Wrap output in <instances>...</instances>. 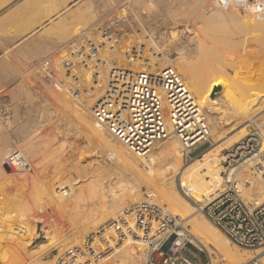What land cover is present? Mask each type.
I'll return each mask as SVG.
<instances>
[{
	"label": "bare ground",
	"instance_id": "6f19581e",
	"mask_svg": "<svg viewBox=\"0 0 264 264\" xmlns=\"http://www.w3.org/2000/svg\"><path fill=\"white\" fill-rule=\"evenodd\" d=\"M213 4L216 7L218 6L217 2H213ZM192 9L200 11V17H193L196 18V20H199L200 18L201 22H199L200 20H193L194 25L197 27V24L199 25V23H202L201 26L205 24V27L196 29L192 24L186 25L188 22L185 25L177 26L176 32L178 35L175 41L172 43L171 41H164V44L162 43V49L160 47V52L156 48V45L159 44H156L154 53L156 52L155 49L158 50L159 53L156 52L152 57L150 54V58L146 57V59L151 63V68L153 70L168 65L174 66L178 70L186 81L188 89L195 98L196 103L199 105L200 109H203L205 112L209 124L210 135L213 139L212 142H219L222 138V134L223 136H226L224 135L225 131L227 132L234 128H238L236 126L243 123L245 119H252L255 115L264 111V11L257 12L256 9L251 8L246 10L247 12L245 15H240V10L233 7L230 11H225V9H223L224 11L222 12L216 11L214 7H212L210 11L207 8H202V11L199 10V8L195 9V7ZM194 10H191L192 13H194ZM76 12L77 13L75 14H77L78 16H76L79 18V13L78 11ZM79 12L81 13L80 9ZM81 17L83 18V15ZM228 21L242 23L245 25V28L247 26L250 30L248 33H245L247 29H243L245 34H243L244 36L239 40L231 39L232 36L230 37L229 34L228 36L230 38L228 36L226 37L224 36L226 33L223 34L226 31H224V29L221 28V25H218L217 23H226ZM74 28L72 27V30L70 29V33L66 30L67 33H69L67 35L68 38L64 36L65 38L57 37V39H62L60 41L61 43L66 42L69 38L78 34V32L75 34L77 27L75 30ZM154 29L155 27H151L148 33L154 32ZM195 30L199 31V34L196 31L197 33L195 35ZM141 34H143L142 31ZM151 35L152 34H150L149 37H151ZM164 38L167 39L165 36ZM53 41L52 43L55 44ZM74 41L77 42H70L68 47L65 45V51L73 53V55H69L68 59L74 63L72 66L73 70L71 69L73 72L70 71L71 74L75 71L78 72L87 64L85 63L84 65L79 62L81 56L86 53L85 48L83 47L81 49L80 44H78L79 37L75 38ZM151 41H145L142 43V47L146 52L145 54H147L148 49H152L154 42L152 41V43ZM108 43L104 45L103 50L106 49ZM238 46L241 49L239 51L237 48ZM179 47H181L180 49L183 51L178 49ZM56 48L57 47L53 48L51 52ZM39 50H41V48ZM163 50L165 51L164 53ZM172 50H180L177 52L180 56L170 59L171 56H173L171 55V52H173ZM46 52L49 53L50 51L46 49ZM46 52L44 53L45 55L47 54ZM103 52L105 53L106 51ZM246 52L252 54L251 59L247 58L248 55H246V57L241 56ZM41 53L43 54V52ZM78 53H80V55H78ZM44 54L43 57L37 54L42 57H37L38 61L36 64L38 66L44 64ZM10 55H12V53H9V56ZM91 55V65L93 64L91 67L95 68L94 71L97 70L99 75L97 84L93 87L94 94L92 99L94 101L97 98H101L100 96H103L104 91L107 88V78L108 75H110L109 71L111 68L108 69V66H114V63L112 65V62H115L116 59L113 56L118 55L113 53V56L109 55L108 57H105V55L102 54V56L104 55L103 59L93 58L94 56L96 57V55ZM200 55H203L204 58L201 59L205 60L197 65L199 61H195L198 56L200 58ZM186 58L192 59L190 61ZM192 60H195V63ZM254 60H257L259 64L254 65L252 63ZM87 62L90 63L89 61ZM127 62L128 60L123 58L121 60L119 59L117 64H115L121 67H128ZM238 63H241V65L244 64L243 67L237 65ZM138 68L137 65V70H140L141 67ZM237 68H244L245 74L241 72L243 74L242 77H239V71H237ZM229 69L234 70V75H231ZM20 71L16 72V75L17 73H20ZM80 73L75 74V77L77 75L76 82L80 79V85L76 86L78 83L73 82L74 80L71 83L72 86L73 83H76L74 84L76 87H71L70 83L69 85L66 84L68 89H63L66 93L62 94L61 100H58L61 102L56 104V108L47 110L43 103H33L31 104L30 109V106H28L29 110L26 109L28 117L23 124L14 121L18 111L17 104L16 106H13L14 108L12 107L13 111L11 110L13 113L12 119H14H11L12 124L7 125L2 117L3 114L8 111L6 110V112L3 113L0 112V128L4 130L12 129L10 130V132L13 131V136L11 135L10 137L11 140L12 137H14L11 141L12 144L11 147H9V150L6 152L3 151V154L0 153V162L4 159L1 160V156L3 157V155L8 152L17 150L15 148L20 145L32 146L33 143V145L38 147L39 145H37L36 142L39 141L37 140L38 138L43 142L45 141L44 144L40 141V144H43V146H40V149L33 150L34 153L38 154L37 157L41 155L40 158L45 161V163L43 162L45 164L44 167L41 164L43 169L40 167L43 170L42 172L44 176H41L37 182V194L35 193L37 196H35V194L33 195L35 197L34 200L30 197L31 195L29 196L31 202L33 200L32 203L34 207L31 206L33 209H24L25 205L23 207H12L7 210V214L0 215V219L4 216L8 218H5V221L0 220L3 221L0 222L2 223L0 224V264H63L66 260L72 259V256L75 258L72 260L73 264H96L95 262L97 259L99 262L98 264H142L147 257V242L141 239L145 235V225H151L147 238L157 235V223H155L154 219H163L167 216L176 218L179 224H183L187 228L186 231H188L191 236V244L207 253L218 254V256L220 255L225 261L223 264H248V261L252 258H259L260 255H257L258 251H252L247 248L233 245L224 234L202 214L199 208H195L194 205H192L179 192L174 182V177L179 174L180 189L183 194L190 198L194 203H199L209 198L215 193L221 182L222 166L220 165V161L225 158L224 155L229 145L231 146L238 142V137L249 136L250 133L246 132L244 128L241 127L237 132V136L233 137V132L231 137L225 138L223 141L221 140L222 142H219L217 146L214 145L215 147L211 146L213 147L212 149L210 147L203 150L200 154L193 157L187 164L182 163L186 151L173 135L162 140L161 142L163 143L160 145L155 144L147 155L135 154L131 152L122 141L115 139L102 124L94 119L92 113L93 110H90L87 107L89 105L90 107L92 106L91 109H93L95 107H93V101H87L83 97V95H87L91 89L87 87L88 84H86V86H83L85 83L82 85L83 80L85 79L78 75ZM89 74L86 73L87 77ZM82 75L86 77L84 74ZM252 76H254L253 80L250 79ZM72 79L73 77H71V80ZM44 80L45 78L43 81H40L44 83ZM71 80L68 79V81ZM28 82L29 81L24 82L23 80L19 84L24 85ZM74 88L75 93L72 92V94L71 90ZM85 91H87V93ZM25 93H27L26 90ZM96 101L98 102L99 100ZM86 102L89 103L86 105ZM53 110L55 111V116H61V119H59L63 122L66 128L68 127V124L73 122L78 124V126H75L76 128H80V125L81 128L83 127L87 147L89 149L88 151L89 153H93L92 161L84 160L81 156L83 147L82 149H78V153H75L77 154L75 159L69 160L64 153V150L66 149L63 150V143H53V137L50 139L51 134H49L52 132V129H47L48 131H46L48 133L44 130L45 125H47L46 122L48 123V121H50L49 116H51V111ZM254 121L255 123L257 122L260 131L264 134V128L262 126V123L264 122V112ZM53 122H51L50 125H52ZM72 125H74V123ZM225 125L229 127L226 129V127L224 128ZM70 128L68 130H70ZM76 128L73 129L75 130L74 132H76ZM223 128L226 130L224 131ZM79 130H77V135L79 134ZM59 131L60 130L58 129V133ZM70 132L73 133L72 131ZM5 134L3 133L2 135ZM55 134L54 135L57 136V132ZM256 135H260V133L257 132ZM67 136L69 137V135ZM4 137H7V135L3 136L2 139H4ZM63 137L62 140H65ZM71 137L72 135L70 138ZM263 138L264 137H261L262 149H264ZM54 139L57 140L58 137H54ZM74 139L75 137L73 140ZM65 142L66 141H64V148L67 146ZM30 163L28 162V165L31 169L32 167ZM36 165L34 166L36 167ZM1 167H3L2 169L5 171L7 170L3 164ZM76 167H83V169L88 172L95 169V172L97 173L98 171L99 174H94L95 172L93 171L94 173H91L88 177L91 181H88L89 183L79 181L76 180L77 177L74 171ZM103 168H105L106 173H103ZM14 170L17 171V169ZM35 170L37 169L35 168L33 171ZM111 177V180L108 182L105 181V178L108 179ZM235 177L242 182V190L245 196H253L255 202H261L264 200V186L259 181V175H256L249 169H245L238 172ZM32 179H34V177ZM25 180H23V182H25ZM32 181L34 182V180ZM141 187L147 188L146 194H148L149 197L142 202H140L142 200V194H140ZM31 188L34 189L32 186ZM83 188L92 194V201L87 202L79 198V194ZM141 203H146V206L148 207H151L149 204L159 205L163 210L158 214H155L148 210H143ZM134 205L135 207L133 209L128 208V206L133 207ZM29 206L30 204L26 207L29 208ZM126 208L127 210H124ZM53 214H56L61 219V223L56 222L49 224L48 220H44V225L43 227L41 226V228L47 244H41L36 247L37 249L32 251L27 250L31 239L29 236L36 231V225L31 224L26 217L31 215L29 218L32 217V220H35L38 219L37 217L40 218L43 215H47L49 216L48 218L51 219L50 217H52L51 215ZM11 216L16 218V221L22 223L20 229H17V232L15 233L13 230H10L12 227L9 228V225L11 224H9V219ZM12 219L13 218H11V220ZM53 219L55 218H52V220ZM33 222L35 223V221ZM59 225H61V228L57 229V226ZM65 225L67 227H65ZM2 226L4 229H2ZM98 226H103L100 231L97 232L98 235L90 236L91 238L88 239L89 231L91 232L93 229L96 230ZM137 226L139 228H137ZM122 235L124 237H122ZM74 248L76 250H74ZM77 249H79V251H77ZM51 250H57L56 254L63 257L60 258L62 261L61 263L60 261L55 260L57 256H52V253L50 252ZM67 250H71V256L65 255V251ZM47 254H50L51 258H48V260L42 259V257ZM262 261H264V257L262 258Z\"/></svg>",
	"mask_w": 264,
	"mask_h": 264
},
{
	"label": "built area",
	"instance_id": "2783aa9c",
	"mask_svg": "<svg viewBox=\"0 0 264 264\" xmlns=\"http://www.w3.org/2000/svg\"><path fill=\"white\" fill-rule=\"evenodd\" d=\"M216 2L220 8L233 7L240 11L254 8L257 12L264 11V0ZM124 25H127L126 14L104 16L93 24L90 32L82 31L78 44L81 49L85 48L86 53L79 62L84 64L91 59V54L97 55L107 40L118 34H126ZM130 25L133 28L136 24ZM132 32L135 33L132 37L136 43L128 48L124 57L128 62L140 60L142 67L138 71L119 67L110 73L103 97L93 108V117L135 154L147 155L156 143L173 135L186 151L183 159H191L193 150L210 140L207 117L174 66L158 67L157 70L151 68V63L143 57L139 39L141 31L134 29ZM75 42L77 41H73ZM70 54L73 55L70 51L66 52V56ZM66 56L64 67L68 76L74 63ZM256 134V131L250 132L249 136L240 138L228 147L217 190L209 198L196 203L202 214L233 245L258 251L257 255L260 257L252 258L248 264H264V200L255 202L253 196H245L242 182L235 175L249 169L259 175V181L264 186V149L262 136ZM3 166L8 170L17 169L22 172L30 169L27 158L18 150L5 156ZM141 205L143 210L155 214L160 211L157 207L146 206V203ZM154 221L157 223V235L147 238L151 225L146 224L145 235L141 238L147 242V257L142 264H216L215 254L204 252V259L201 260L188 250V246H192L203 253L191 244L185 233L186 229L180 226L176 218L167 216ZM97 235L98 233L90 234ZM65 255L71 256V250L65 251ZM71 258L65 263L73 264L72 260L75 258ZM95 263H99L98 259Z\"/></svg>",
	"mask_w": 264,
	"mask_h": 264
},
{
	"label": "rangeland",
	"instance_id": "374dc122",
	"mask_svg": "<svg viewBox=\"0 0 264 264\" xmlns=\"http://www.w3.org/2000/svg\"><path fill=\"white\" fill-rule=\"evenodd\" d=\"M213 2L214 3H216V0H124L123 1V5L122 4H120V6H119V8L118 9H116V10H114L113 12H111L110 14H107V15H105V16H108V17H111V16H115V15H121V14H126V16H127V25H124L125 26V28H123L125 31H126V34H118L117 35V37H114V38H112V40L110 39V40H107L105 43H108V45H107V47H106V49L105 50H103V51H106L105 53L101 50L99 53L100 54H97L96 55V57L94 56L93 58H98V59H103L104 57V55H105V57H108L109 55H112L113 56V53L115 54H117L118 56H113L115 59H116V61L114 62H112V65H113V63H114V66H108L109 68L108 69H110V73L115 69V68H119V67H121V66H117L116 64H117V62L119 61V59L121 60V59H123V58H125V57H122V56H124V53L128 50V48H130L131 46H134L135 45V43H136V41L133 39V37L132 36H134L135 35V33L134 32H132L134 29H135V31H137L138 29H140V31H142V33L143 34H140V36H139V39H140V44L142 45V43H144L145 41H151V39H152V41L155 43H153L152 41V43H153V46H152V49H148L147 50V54H145L146 52H145V49H143L142 51H143V57H147V58H150V56L152 57V56H154V54L156 53V52H158V50H159V52L161 51V49H162V47H163V42L165 41V42H170L171 41V43L173 42V41H175V39L177 38V32H176V28H177V26H182V25H185L187 22V24L186 25H189V24H192V25H194V21L196 20V18H194L193 16H199L200 17V11H198V10H194V9H192L193 7H195V9H197V8H199V10H201L202 8H207L209 11H210V9L212 8V7H214L215 8V10L216 11H218V12H222V11H224L223 9H225V11H230L232 8H220V7H216L214 4H213ZM122 5V6H121ZM172 5H174V6H172ZM166 9V10H165ZM164 10V11H163ZM191 10H194L193 12L194 13H192V11ZM203 10V9H202ZM201 10V11H202ZM171 11V12H170ZM189 11H191V12H189ZM198 11V12H197ZM245 12V13H244ZM246 12L247 11H239V14L240 15H245L246 14ZM202 13V12H201ZM147 14V15H146ZM172 14V15H171ZM183 14V15H182ZM195 14H198V15H195ZM182 15V16H181ZM184 16V17H183ZM104 16H102V17H99V18H95L94 20H93V22L90 24V25H88L87 27L86 26H84V25H79V26H76L75 28L78 30H76L75 31V34L78 32V34H76L75 36H73L72 38H69L66 42H64V43H61V42H59V43H57V44H55V46H54V48L55 47H57L54 51H52L51 52V50H53V48L51 49V50H49L50 52L49 53H47L45 56H44V58H43V62H44V66L43 65H37V64H31L30 65V67H29V69L25 72V74H23V76H22V78H21V81H23L24 80V82L26 81H29L28 83H26L27 84V86H26V84H24V85H20L19 84V87H20V89L22 90V93H23V95H24V98H25V103H24V106H22V107H24V109H23V116H22V122L21 123H19V124H23L26 120V118L28 117L27 116V111H26V109H28V106H30L29 107V109L31 108V104H33V103H37V102H40V103H43L44 105H45V109H53V108H56V104L58 103V102H61V101H58V100H61V98H62V94H65L66 92H65V90H63V89H68L67 88V85H69V83H70V86L71 87H76L77 85L79 86L80 84V79L79 80H77V82H76V77H77V75H76V77H75V74H77V73H80V74H78V75H80L82 78H84L85 80H83V83H82V85L83 86H86V84H88V86L87 87H89V89H91V90H89V93H87V91H85L86 93H87V95H83V97L87 100V101H93V94H94V88L93 87H95L96 86V84H97V81H98V71L96 72V71H94L95 70V68H93V67H91L92 65H91V62H92V58L89 60V62L90 63H88V62H85V63H87L86 65H85V63H84V65H85V67H83L81 70H79L78 72L77 71H75L74 73H72L71 74V72H69L70 73V75H69V73H68V76H66V68L64 67V60H65V56H66V46L65 45H67V47H68V45L70 44V42L72 43L73 41H74V39L75 38H78L79 37V35L81 34V32L82 31H91V29H92V26H93V24L95 23V22H97L99 19H101V18H103ZM150 18V19H149ZM190 18V19H189ZM172 19V20H171ZM184 19V20H183ZM135 20V21H134ZM194 20V21H193ZM200 20V21H199ZM199 20H196V21H199V22H201V19L199 18ZM140 21V22H139ZM180 21V22H179ZM231 21H228V22H224V23H221V22H218L217 24L218 25H221V28L222 29H224V31H226V32H224L223 34H225L224 36H228V34H229V36L231 37V39H234V40H239L240 38H242L244 35L243 34H245V33H248V31L250 30L249 29V27H247L246 26V28H245V25L244 24H242V23H239V22H231ZM131 23H135L136 25L135 26H133V28L132 27H130L131 25ZM173 23V24H172ZM142 24V25H141ZM159 24V25H158ZM201 24L202 23H199V25L197 24V27L194 25V27H196V29L197 28H200V27H205V24L204 25H202L201 26ZM224 25V26H223ZM229 25V26H228ZM159 26V27H158ZM234 26V27H233ZM79 27H83V28H79ZM151 27H155V29H154V32H149L148 33V31H149V29H151ZM225 27V28H224ZM75 28H74V30H75ZM90 28V29H89ZM81 29V30H80ZM133 29V30H132ZM171 29V30H170ZM174 29V30H173ZM246 30L245 31V33H244V30ZM72 30V29H71ZM70 29H68L67 31L70 33V31H71ZM80 30V31H79ZM168 30H170V31H168ZM53 31H55V30H53ZM172 31V32H171ZM197 30H195V35H196V33L198 32V34H199V31H197ZM61 32H63V31H61ZM169 32V33H168ZM69 33H67V32H64L63 33V36H62V38L65 36V37H67V35L69 34ZM147 33H148V35H147ZM174 33V34H173ZM150 34H152L151 35V37H149V35ZM157 34V35H156ZM170 34V35H169ZM197 34V35H198ZM241 34V35H240ZM78 35V36H77ZM148 37H147V36ZM167 35H168V37H167ZM174 35V36H173ZM238 36V37H236V36ZM77 36V37H76ZM164 36L167 38V39H165L164 38ZM200 36V35H199ZM228 36V37H229ZM64 37V38H65ZM141 37V38H140ZM229 37V38H230ZM68 38V37H67ZM162 39V40H161ZM163 43V44H162ZM156 44H159V45H156ZM58 45V46H57ZM110 45V46H109ZM155 45L157 46L156 48L158 49V50H156L155 49V53H154V48H155ZM161 45V46H160ZM247 45H248V43H247ZM143 46V45H142ZM159 46V47H158ZM111 47V48H110ZM113 47V48H112ZM160 47H161V49H160ZM244 47H246V46H244ZM181 47H179L178 49H180ZM238 48V51L239 50H241L240 48H239V46L237 47ZM110 50V51H109ZM181 51H183L182 49H180ZM180 50H172L173 52H171V55H173V56H171V58L170 59H174V58H176L177 56H180V55H178L177 54V52H179ZM65 51V52H64ZM113 53H112V52ZM115 51V52H114ZM149 51V52H148ZM232 51H235V50H232ZM109 52V53H108ZM110 52H111V54H110ZM158 52V53H159ZM165 51L163 50V53H164ZM235 52H237V51H235ZM175 53V54H174ZM102 54H104L103 56H102ZM151 54V55H150ZM102 57H101V56ZM150 55V56H149ZM246 55H248L247 56V58H249V59H251V57H252V54H250V53H248V52H246V53H243L241 56H243V57H246ZM99 56H100V58H99ZM121 56V57H120ZM168 56V55H167ZM67 57V59H69V55H67L66 56ZM174 57V58H173ZM201 58H204L203 57V55H200V58H199V56L197 57V60L195 61V62H197V61H199V63H197V65H199L200 63H201V61L203 62L205 59H201ZM186 59H189L190 61H191V59L192 58H186ZM195 59V58H194ZM127 60V59H126ZM193 61V60H192ZM193 61V62H194ZM194 62V63H195ZM116 63V64H115ZM254 65H257V64H259L258 63V61L257 60H254L253 62H252ZM127 65H128V67L129 68H134V69H136L137 70V65H138V67L140 68V67H142V65H141V61L140 60H135V61H133V62H127ZM237 65H239L240 67L242 66L243 67V65L244 64H242L241 65V63H238ZM37 66V67H36ZM88 66V67H87ZM134 66V67H133ZM47 67V68H46ZM112 67H113V70H112ZM127 67V66H126ZM92 68H93V70H92ZM124 68V67H123ZM138 68V69H139ZM85 69H87V70H85ZM73 70V69H72ZM71 70V71H72ZM90 70H92V71H90ZM85 71V72H84ZM90 71V72H89ZM138 71V70H137ZM237 71H239V77H242V75L243 74H245L244 73V68H237ZM73 72V71H72ZM83 72V73H82ZM92 72H93V75H92ZM94 72H95V74H94ZM229 72L231 73V75H234L233 73H235L234 72V70L233 69H229ZM241 72H243V74L241 73ZM86 73H90L89 75H88V77H87V75H86ZM109 73V74H110ZM82 74H84L86 77H84ZM91 75V76H90ZM35 77V78H34ZM65 77V78H64ZM71 77H73V79L71 80ZM93 77V78H92ZM256 77V76H255ZM45 78V80H44V83H42V81H43V79ZM67 78V79H66ZM81 78V79H82ZM46 79H47V81H46ZM68 79L69 80H71V81H68ZM108 81H109V75H108ZM237 79H238V77H237ZM250 79L251 80H253L254 79V76H252V77H250ZM38 80V81H37ZM40 80H42V81H40ZM74 80V81H73ZM20 81V82H21ZM76 82V83H78V84H76V83H73V86H72V83L71 82ZM67 84V85H66ZM74 84H76V86L74 85ZM65 86H66V88H65ZM25 90H26V92L27 93H25ZM64 92V93H63ZM72 92H74L75 93V88L73 89V90H71V93ZM73 94V93H72ZM58 96H59V98H58ZM101 98L103 97V96H100ZM91 98V99H90ZM101 98H97L96 100H100ZM215 98H216V96H215ZM96 100H94L93 101V107L96 105V103H97V101ZM87 103H89V102H86L85 104L87 105ZM95 104V105H94ZM13 107V106H12ZM12 107H9V110L7 109V111H9L10 113H9V118H10V116H13V113L11 112V110H12ZM88 107V109H90V110H93V109H91L92 108V106L90 107L89 105L87 106ZM14 108V107H13ZM28 109V110H29ZM203 110V109H202ZM13 111V110H12ZM1 112V111H0ZM47 112H49V111H47ZM52 112V114H51V116H49V119H50V121H48V123L46 122V124L47 125H45V127H44V130L46 131L47 129H52V132H50L49 134H51L50 136V139H52V137H53V139H52V141H53V143H60V142H62L63 143V150L64 149H66V150H64V153L66 154V157H68L69 158V160H73V159H75L76 158V156H77V154H75V153H78V149H82V147H83V149H82V153H81V156L83 157V159L84 160H87V161H92V155H93V153L92 152H90L89 153V149H88V147H87V141H86V138H85V135H84V131H83V127L81 128V125H80V128H76L75 126H78V124L76 123V122H73L74 123V125H72L73 123H70V124H68V127L70 126V127H72V128H70V130H68L69 128L67 127L66 128V126L63 124V122L60 120L61 118V116L60 115H56L55 116V111L53 110V111H51ZM264 112V111H263ZM262 112V113H263ZM1 113H3V112H1ZM93 113V112H92ZM205 113V112H204ZM262 113H260V114H262ZM5 114H8L7 112L5 113ZM5 114H3V119L6 121V124L7 125H9V124H12V121H8V116H6V117H4V115ZM260 114H258V115H255L252 119H248L247 118V120L245 119L244 121H243V123H240L239 125H237L236 127H238V128H234L233 130H229V131H225L226 129H227V127H229V126H227V125H225L224 126V128L226 127V129H224L223 128V130L225 131V133H224V135H226V136H223V134H222V138L219 140V142H222L225 138H229V137H231L232 136V133H233V137L234 136H237L238 134H237V132L239 131V129H241V127H243L244 128V130L246 131V132H253V131H256V132H259L260 133V135L262 136V137H264V134H262V132L260 131V129H259V126H258V124H257V122L255 123V119L256 118H258L259 116H260ZM59 116V117H58ZM257 116V117H256ZM17 117V116H16ZM51 117V118H50ZM57 118V121H56V118ZM60 118V119H59ZM60 121H59V120ZM55 122V124H54V122ZM59 121V122H58ZM17 122V121H16ZM51 122H53L52 123V125H50L51 124ZM60 122H62V123H60ZM58 123V124H57ZM245 123V124H244ZM255 123V124H254ZM60 124V125H59ZM77 124V125H76ZM49 126V127H48ZM56 126V127H55ZM59 126V127H58ZM62 128H61V127ZM262 126H263V128H264V122L262 123ZM52 127H54V128H52ZM76 128V132H74L75 130H73V129H75ZM58 129L60 130L59 131V133H58ZM79 129H81V130H79ZM64 130V131H63ZM66 130V131H65ZM77 130H79L78 132H79V134L77 135L76 133H77ZM48 131V130H47ZM46 131V132H47ZM70 131H72L73 133H71ZM108 131V130H107ZM57 132V136H55L56 133ZM67 133V135H69V137L66 135V133ZM48 133V132H47ZM53 133V134H52ZM60 133H61V135H60ZM71 133V134H70ZM227 133V134H226ZM229 133V134H228ZM55 134V135H54ZM74 134H76V135H74ZM40 135H42V134H40ZM63 135H64V137H63ZM72 135V137L70 138V136ZM230 135V136H229ZM61 136V137H60ZM67 136V137H66ZM54 137H58V139L57 140H55L54 139ZM62 137H63V139L65 138V140H62ZM75 137V139L73 140V138ZM78 137V138H77ZM81 137V138H80ZM115 138V137H114ZM240 138H242V137H238V140L240 139ZM70 140V142H69V140ZM78 139V140H77ZM116 139V138H115ZM175 139H177L176 137H175ZM264 139V138H263ZM35 140V139H34ZM37 140H39V141H36L37 142V145H39L38 147L37 146H35V145H33V143H32V146L31 145H27V146H22V145H20L19 147H16L15 149H17V150H19L26 158H27V160H28V162L30 163V165H31V169L30 170H28V171H16V170H14V169H11V170H3L2 168L3 167H1L2 166V164H3V158H5V156L8 154V153H10V152H8L7 154H5V155H3V157L1 156V162H0V177H3V178H0V215L1 214H4L5 215V213L7 212V210L9 209V208H12V207H19V206H24L25 205V208L24 209H33V200H34V194L36 193V191H37V182H38V180H39V178L42 176H44V174H43V167L45 166V161H44V159H41L40 157H41V155L39 156V157H37L38 156V154H36V153H34V151L33 150H38V149H40L41 147L40 146H43V144H44V142L43 141H41V139L40 138H38ZM59 140H61V141H59ZM178 140V139H177ZM212 136L210 135V140H209V142H205V143H203V144H201V145H198L194 150H193V152H192V154H191V159L193 158V157H195V156H197L198 154H200L203 150H205V149H207V148H210L211 146H213V147H215V146H217L218 144H219V142L218 141H213L212 142ZM222 140V141H221ZM40 141L43 143V144H40ZM64 141H66L65 143H66V145L67 146H65V148H64ZM33 142V141H32ZM69 142V143H68ZM85 142V143H84ZM218 142V143H217ZM39 143V144H38ZM47 143V142H46ZM161 143H163V142H159L158 144L156 143V145H160ZM179 144H180V142H179ZM181 145V144H180ZM215 145V146H214ZM75 146H76V148H75ZM86 146V147H85ZM209 146V147H208ZM230 146V145H229ZM9 147H11V146H9ZM213 147H211V149L213 148ZM34 148V149H33ZM70 149H72V150H70ZM9 150V148L8 149H6V151H8ZM75 150V151H74ZM5 151V152H6ZM86 151V152H85ZM37 152V151H36ZM74 152V153H73ZM85 152V153H84ZM71 154V155H70ZM34 155V156H33ZM91 156V157H90ZM72 157V158H71ZM29 158V159H28ZM38 159V161H37V159ZM40 158V159H39ZM191 159H187V160H185V159H183L182 160V163H184V164H187V163H189L190 161H191ZM30 160V161H29ZM44 162V163H43ZM222 162H223V160H221L220 161V165L222 166ZM36 163H37V165H36ZM36 165V167L34 166V165ZM41 164H42V166H41ZM37 166H38V168H39V170H38V168H37ZM33 167H35L37 170H35V171H33L35 168H33ZM42 169H41V168ZM77 169V170H76ZM81 171H80V170ZM41 170V171H40ZM8 171H10V172H8ZM12 171H14V172H12ZM38 171H40V172H38ZM75 175H76V180H79V181H85V182H87V183H89V182H91L90 181V179H88V177L90 176V174L91 173H94L96 170L95 169H93L91 172H88V171H85L84 169H83V167H76L75 168ZM79 171V172H78ZM94 171V172H93ZM34 172V173H33ZM37 174H36V173ZM87 172V173H86ZM103 173H106V170H105V168H103ZM94 174H99V172L97 171V173L95 172ZM94 174H92V175H94ZM31 175H32V177H31ZM37 175V176H36ZM38 175H39V177H38ZM31 178H30V177ZM34 177V179H32ZM84 177V178H83ZM24 178V179H23ZM27 178V179H26ZM28 178H30L31 179V181L32 180H34V182L32 183L31 181H30V179H28ZM80 178V179H79ZM179 174L177 175V176H175L174 177V182H175V186H176V188L179 190V192L192 204V205H194V207L195 208H198L197 207V204L196 203H194L190 198H188V197H186L184 194H183V192H182V190L180 189V187H179ZM27 181H26V180ZM112 179V177L111 178H108V179H106L105 178V181L106 182H108L109 180H111ZM23 180H25V182H23ZM36 180V181H35ZM89 181V182H88ZM26 183H27V185H26ZM35 185H36V187H35ZM31 186L34 188V189H32L31 188ZM34 190V191H33ZM146 190H147V188L146 187H141V190H140V194H142L141 196H142V200L140 201V202H142L143 200H147L149 197H148V194H146ZM31 191V192H30ZM34 192V193H33ZM8 193H9V195H8ZM13 193H15V194H13ZM17 193V194H16ZM29 193V194H28ZM31 193V194H30ZM33 193V194H32ZM11 194H13V195H11ZM37 194V193H36ZM35 194V196H37ZM6 195V196H5ZM10 195H11V198H10ZM31 195V196H30ZM92 194H90L87 190H85L84 188H83V190L81 191V193L79 194V198H81V200H83V201H92V199H93V197L91 196ZM31 198H33V200H32V202H31V199H30V197ZM92 197V198H91ZM152 200H153V198H152ZM10 202V203H9ZM30 204V206H29V208H27L26 206H28ZM142 204V203H141ZM144 204V203H143ZM150 206H154V207H157V208H159L160 209V211L159 212H161L163 209L161 208V206H159V205H153V204H149ZM7 206H9V207H7ZM31 206H33V207H31ZM135 207V205L132 207V206H128V208H131V209H133ZM31 209V210H32ZM124 210H127V208L126 209H124ZM7 214V213H6ZM31 215H29V216H27L26 217V219H28L29 221H30V223L31 224H35L36 225V231L35 232H33V234H31L29 237L31 238L30 239V243H29V246H28V248H27V250H29V251H32V250H35V249H37L36 247H38V246H40L41 244H43V245H46L47 243H46V238H45V235H44V233H43V231H42V228H41V226L43 227V225H44V220H48V223L49 224H53V223H56V222H59V223H61V219L56 215V214H53V215H51L52 217H50L51 219H49L48 217L49 216H47V215H43L42 217L44 218H42V217H37L38 219H35V220H32V217L31 218H29ZM1 218V217H0ZM6 217L4 216L2 219H0V220H3V221H5L6 219H8V218H6ZM11 218H13L12 220H11ZM52 218H55V219H53L52 220ZM37 220V221H36ZM56 220V221H55ZM3 221H0V222H3ZM16 218H14V217H10V219H9V228H11L12 227V229H10V230H13L14 231V233L15 232H17V229H20V226L22 225V223H20V222H18V221H16ZM33 221H35V223L33 222ZM16 223V224H15ZM0 224H2V223H0ZM183 225V224H182ZM182 225H180L181 227H183V228H185V229H187L184 225L182 226ZM3 227V226H2ZM65 227H67L66 225H65ZM103 226H98L97 227V229L95 230V229H93V231H89V238L88 239H90L91 237H90V234L92 233V234H94V233H97L98 231H100V229L102 228ZM61 228V225H59V226H57V229H60ZM2 229H4V227L2 228ZM185 233H186V235H187V238H189L190 239V233L188 232V231H186L185 230ZM17 234V233H16ZM88 234V233H87ZM32 236V237H31ZM169 240H171V238L169 239ZM165 246H166V243H165ZM188 250L191 252V253H195L196 255H197V259H204V252L206 253V251H203V253H199L198 251H196V249L195 248H193L192 246H188ZM57 250H51L50 252L52 253V256H57L56 258H55V260H58V261H60V263L62 262L61 261V259L60 258H63V257H60L59 255H57L56 252ZM146 253H147V250H146ZM55 254V255H54ZM48 258L50 259L51 257H50V254H47L46 256H43L42 257V259H44V260H48ZM215 260H216V264H220V263H224L225 261L222 259V257L219 255L218 256V254H216V258H215ZM221 260H223V261H221ZM144 262V261H143ZM219 262V263H218ZM63 264H66V263H63Z\"/></svg>",
	"mask_w": 264,
	"mask_h": 264
},
{
	"label": "crops",
	"instance_id": "0c3cea01",
	"mask_svg": "<svg viewBox=\"0 0 264 264\" xmlns=\"http://www.w3.org/2000/svg\"><path fill=\"white\" fill-rule=\"evenodd\" d=\"M123 1L124 0H0V111L6 112L7 109L9 110V107L16 106V104L18 106L17 120L12 119V116L9 118L8 111V114L4 115V117L8 116V121L14 120L18 123L22 122L24 109L22 106H24L25 98L19 87V83L30 65L36 64L38 61L37 57H43L46 49L51 50L54 48V45L62 40L57 39V37L62 38L63 33L67 32L66 30L72 27L74 28L76 25H90L96 17L105 16L118 9ZM76 11L79 13V18H77L78 15L75 14L77 13ZM82 15L83 18L81 17ZM52 41L55 44H53ZM36 48L44 50L41 51ZM41 52H43V54ZM9 53H12V55L9 56ZM19 71L20 73L16 75V72ZM10 130L12 129L4 130L0 128L2 132H0L1 154L12 144L11 141L14 137H12L11 140L10 137L11 135L13 136V131L10 132ZM3 133H7L5 134L7 137H4V139H2V137L5 136L2 135Z\"/></svg>",
	"mask_w": 264,
	"mask_h": 264
}]
</instances>
